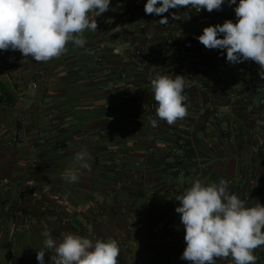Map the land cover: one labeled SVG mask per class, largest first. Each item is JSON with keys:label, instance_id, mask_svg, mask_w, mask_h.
<instances>
[{"label": "crops", "instance_id": "0c3cea01", "mask_svg": "<svg viewBox=\"0 0 264 264\" xmlns=\"http://www.w3.org/2000/svg\"><path fill=\"white\" fill-rule=\"evenodd\" d=\"M145 4L144 0H111L109 10L96 17L98 31L84 33V47L69 44L66 54L47 63L25 58L19 51H0V200L4 203L0 264H39L36 254L43 248V231L48 229L57 240L61 233L77 234L82 211L90 210L96 198L106 215L96 239L118 242V264H190L181 259L185 231L175 211L180 203L175 196L197 179L207 184L223 178L232 182L230 193L240 199L244 193L251 195L250 206L257 201L264 205V125L258 120L260 98L252 92L255 79L251 83L247 77L238 84L239 100L224 113L230 124L235 123L237 140L232 147L197 148L200 134L190 125L153 127L137 114L133 96L147 89L149 80L128 62L127 38H170L159 20L145 13ZM216 14L224 22L237 19L220 10H205L203 18L181 20L177 26L203 30L218 24ZM97 43L104 46L98 64L90 54ZM113 48L123 51L117 55ZM217 57L225 58L224 53ZM215 71L213 80L224 82L227 70ZM33 82L37 90L29 88ZM20 96L35 99L40 107L32 112L25 139L11 146L13 132L20 128ZM9 103L16 107L10 108ZM52 109L61 120L56 127L46 125ZM178 134L194 147L199 163L191 167L188 162L187 171L171 179L165 173L168 155L163 149L173 145ZM83 147L92 157L91 169L81 170L78 182L67 183L63 174ZM114 150L125 164L123 177L108 168ZM30 180L45 190L63 193L55 212L42 214L40 204L28 200L22 191ZM107 188L113 191L114 201L108 200ZM122 235L127 238L120 242ZM133 243L134 249L123 252L124 244ZM254 254L259 258L256 264H264V247ZM51 255L45 253V264H50ZM216 264L233 262L217 259Z\"/></svg>", "mask_w": 264, "mask_h": 264}, {"label": "clouds", "instance_id": "9594fccd", "mask_svg": "<svg viewBox=\"0 0 264 264\" xmlns=\"http://www.w3.org/2000/svg\"><path fill=\"white\" fill-rule=\"evenodd\" d=\"M111 0H0V51H19L23 57L47 63L68 52V45L84 47L86 31H98L96 17L109 10ZM234 8L236 22L207 26L196 37L209 50H226L230 64L254 61L264 79V0H227ZM225 0H147L144 11L161 16V25L168 24L164 16L170 9L187 8L222 10ZM188 12L172 13L174 20L190 19ZM222 37V38H221ZM155 115L168 125L188 115L184 89L186 77L157 74L150 81ZM35 86V85H33ZM153 127L157 119L149 117ZM92 157L86 147L74 154L63 174L67 183L80 179L81 170H90ZM229 181L205 183L199 179L175 196L184 227L186 247L181 259L190 264H216L217 259L231 258L233 264H256L255 250L264 247V205L254 206L230 193ZM43 248L36 254L39 264H45L50 252V264H118L119 244L115 239H91L71 232L55 239L48 229L42 233Z\"/></svg>", "mask_w": 264, "mask_h": 264}, {"label": "built area", "instance_id": "2783aa9c", "mask_svg": "<svg viewBox=\"0 0 264 264\" xmlns=\"http://www.w3.org/2000/svg\"><path fill=\"white\" fill-rule=\"evenodd\" d=\"M145 3L147 0H144ZM238 2V0H237ZM227 7H233L235 5L229 6L226 2ZM184 14L186 12L189 13L190 19L188 20H199L205 16V9L197 12L192 9L189 12L187 8L170 9L168 13H165L164 16L168 17V24L163 25L164 28L169 33V37L166 40V43L169 45L165 47H160V53L156 54L149 50L147 47L143 46L142 41L140 39L135 40L131 47L133 50V54L137 57H141L144 54L149 55L151 59L159 58V55L163 60L161 62H157L153 60L152 68L149 69L148 72L155 74L154 78L157 74L160 75H170L174 78V73H178L180 70L188 71V86H186L187 93L189 89L192 88V81L197 74V72L201 71L203 65L201 62L206 61L210 55L211 50L206 49L196 37L201 35V32H188L183 28H178L177 24L181 22V20L172 19V13ZM151 17L153 19L160 20L162 17L152 14ZM186 20V21H188ZM147 44L154 46V43L150 42V38L147 39ZM130 45V44H129ZM121 51L116 49L115 54H119ZM182 52V54H181ZM187 52V55H183V53ZM197 56L195 59H191L193 56ZM186 57V60L182 58ZM160 59V58H159ZM180 62L178 65L175 63ZM193 60V63H192ZM147 61V60H146ZM146 62H142L137 60L136 65L141 67L142 70L145 67ZM241 75H245L247 70L244 67H241L237 71ZM252 72L256 74V69H252ZM262 79L259 74H257V84H261ZM35 85V86H33ZM29 88L33 90L38 89L37 83H31ZM205 89H201V97L196 102L192 100H186L185 104L187 105L188 115L182 119V121L188 120L192 114H195L194 119L198 121L200 118H203L207 113L209 114V119H207V125H211L218 121H222L224 119V113L230 110V106L226 103H223L222 100H219L217 96L213 93H206ZM18 103L20 105L17 108V112L20 115V128H17L12 135L11 142L9 145H17L21 143L26 137L27 128L32 124V112L35 108L40 107L36 104L35 99L27 96H20L18 98ZM261 103L264 104V99L261 100ZM10 108H15L16 105L13 103L8 104ZM157 107L156 102L153 98H146L145 101L141 103V111L144 114L145 119L149 120L151 116L153 119H157L160 121L155 115V109ZM46 125L48 127H56L61 123L60 117L56 110L52 109L49 116H47ZM217 140V138H216ZM119 153L117 150H114L108 160V166L111 168H116L115 170H120L124 164L123 160L118 158ZM229 184H232L230 182ZM26 194L28 200L38 202L40 204V212L42 214H50L55 212L58 207V201L63 197V193L58 190H45L43 187L39 186L37 182L30 180L27 182L26 188L22 191ZM106 194L108 196V200L114 201L115 196L110 188L106 189ZM251 197L247 196L246 201L250 202ZM4 207V203L0 200V209ZM17 216L20 214L16 213ZM105 215L104 205L100 202L99 199H95L92 203V207L88 211H82L81 216V225L78 229L77 234L96 239L97 231L101 227L103 223ZM126 235H122L118 241L126 240ZM136 247V244H124L122 247L123 252H129Z\"/></svg>", "mask_w": 264, "mask_h": 264}, {"label": "trees", "instance_id": "16d2710c", "mask_svg": "<svg viewBox=\"0 0 264 264\" xmlns=\"http://www.w3.org/2000/svg\"><path fill=\"white\" fill-rule=\"evenodd\" d=\"M239 3V0L237 2V4ZM236 7H227L226 5H222V10H220V12L225 13L226 15L229 16H234L235 17V11L234 8ZM219 14L215 15V19L214 22L215 24H223L224 21L222 20V17L220 18L218 16ZM224 18V17H223ZM222 22V23H221ZM160 27H163V25H161L159 23ZM203 30L198 29V28H189L187 30L188 32H201L202 33ZM222 38V37H221ZM135 39L142 41L143 46L147 47L149 50H152V52L158 54L161 51V46L165 47L169 45L166 43L167 38H150V42L154 43V46L147 44V39L148 38H134V40H131V38H127V43L128 46L127 49L125 50V54L127 55V60L128 62L131 64V67L134 69L135 72H138L140 74H144L149 82H148V88H143L141 90H139L134 96H133V101L135 103V107H136V111L137 114L141 117V119L151 125L150 121L145 119L144 114L141 111V103L143 101H145L146 98H153V93L151 91V85H150V81L151 79L154 78L155 74H152L149 71V69L152 68V63L153 60H156L157 62H161L163 60V58L160 57L159 58H155V59H151L149 55H143L141 57H137L133 54V50L131 45L133 43H135ZM115 49L113 48L112 51L115 54ZM121 51V50H120ZM123 51V50H122ZM121 51V53H122ZM103 52H104V46L102 43H97L94 47H92V49L90 50V54L93 58V60L96 62V64L100 63L102 61V56H103ZM220 53H224L225 58L222 60H219L217 55ZM182 54V52H181ZM117 55H120L117 54ZM183 55H187V52L183 53ZM197 56H193L191 57V59H195ZM183 60H186V57L182 58ZM142 61V62H146L145 63V67L141 70L139 66H137L135 63L136 61ZM147 60V61H146ZM177 65L180 62H175ZM193 63V60H192ZM201 64L203 65V68L201 71L197 72V74L195 75L193 81H192V88L189 89V92L187 93L188 90H186V87L184 89V94L187 96V100H192V101H198L201 97V89H205L204 91L206 93H213L215 94V96L218 97L219 100H222L223 103H226L230 106V108L232 109V107L234 108L235 103L238 102L239 97H240V89L238 88V84L244 83L246 82V78H249L248 82H251L254 80V84L252 83L253 86V95L256 98H260L258 103H259V114H258V120L259 122H262V124L264 125V104L261 103V100L264 99V91L262 90V88L264 86V80H262L261 84H257V74H259V66L256 65L253 61H244L242 63H238V64H230L227 59H226V50H220V49H213L210 52V55L208 57V59L206 61H202ZM220 68L222 70H227V77L225 79L224 82L221 81H214L213 80V73L216 72L215 70H217V68ZM241 67H244L247 72L245 75H241L239 74L237 71L238 69H240ZM252 69H256V74L252 72ZM188 71L186 70H180L178 73H174V75H182L184 77H186V82L188 85ZM224 119L222 121H218L216 123H213L211 125H207V119H209V114L207 113L203 118H200L198 121H196L194 119L195 114H192L191 117L188 118V120L182 121V120H178L175 125H180V124H187L190 125L197 134H200V138L198 139V141L196 142V147L197 148H202L204 145H211L210 147L212 149L214 148H227V147H232L233 145H235V142L237 140L236 137V131H235V123L230 124L228 122V120L226 119V115H224ZM158 125H168L165 121L160 120L157 121ZM171 126V125H170ZM247 135V133H246ZM217 138V140H216ZM255 138L253 137H249V140L251 142H253L254 144H256V142L254 141ZM192 146L186 139V137L181 136L180 134L177 135V138L174 142L173 145H171L170 147H165L163 150L167 153V163H166V167H165V173L167 175H169V177L171 179L175 178V177H179L180 175H182L183 173H185L188 169V167H186V164L189 162L190 164H192L191 167H194V165H198L199 161L197 158H195L196 156V151L194 150V147L192 146V148L190 147ZM110 158V157H109ZM109 160V159H108ZM172 160V162H170ZM109 170L111 172L115 173V176L117 177L118 175L121 174V176H124V169H125V164H123L122 168L120 170H115L116 168H111L109 167ZM208 169V168H206ZM194 170V169H191ZM230 188V186H229ZM233 188V187H231ZM113 192V191H112ZM249 195H245V193L242 195V200H244L246 202V206H250L251 204V200L250 202L246 201V197ZM251 197V195H250ZM175 240V239H174ZM186 247L185 241L182 240L181 241V245H180V249H184ZM259 259V258H258Z\"/></svg>", "mask_w": 264, "mask_h": 264}, {"label": "rangeland", "instance_id": "374dc122", "mask_svg": "<svg viewBox=\"0 0 264 264\" xmlns=\"http://www.w3.org/2000/svg\"><path fill=\"white\" fill-rule=\"evenodd\" d=\"M122 51V50H121Z\"/></svg>", "mask_w": 264, "mask_h": 264}]
</instances>
